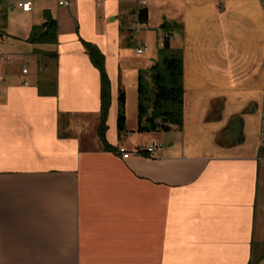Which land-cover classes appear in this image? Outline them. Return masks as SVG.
Returning a JSON list of instances; mask_svg holds the SVG:
<instances>
[{
    "label": "crops",
    "instance_id": "obj_1",
    "mask_svg": "<svg viewBox=\"0 0 264 264\" xmlns=\"http://www.w3.org/2000/svg\"><path fill=\"white\" fill-rule=\"evenodd\" d=\"M17 1L8 9L20 10L23 30L1 28L0 43L4 37L11 45L25 43L17 54L31 55L36 68L28 75L23 65V76L0 72V264L264 261L259 144L229 130L232 115L218 131L229 140L222 152L204 153L187 142L186 95L196 100L203 91L199 75L183 72L180 128L136 134L139 75L149 81L150 67L160 60L161 25L174 32L183 18L151 23L150 8L159 15L161 0H147L144 24L137 22L138 0H70L67 7L40 0L35 18L33 0L28 12ZM47 14L57 24L56 42H28ZM86 43L103 55L109 82L104 137L114 150H104L97 135L100 74ZM119 90L126 123L118 137ZM219 103L214 96L202 101L194 125L219 120ZM152 140L161 147L147 154ZM210 145L216 147L215 139ZM120 146L130 152L127 158L117 152Z\"/></svg>",
    "mask_w": 264,
    "mask_h": 264
},
{
    "label": "rangeland",
    "instance_id": "obj_2",
    "mask_svg": "<svg viewBox=\"0 0 264 264\" xmlns=\"http://www.w3.org/2000/svg\"><path fill=\"white\" fill-rule=\"evenodd\" d=\"M161 1L163 8L159 9V15L157 8H150V22L164 16L163 19L166 20L183 18L185 25L177 26L172 31L174 36L169 49L164 50L158 45V54L160 57L171 54L180 57L182 85L183 72L186 76L188 69H192L191 74L199 75V82L202 84L203 91L197 95L196 100L194 93L186 95L185 115L189 125L186 140L204 153L222 152L223 147L229 145V140L218 131L226 122H232L228 120L232 115L234 122L228 126L229 130L240 133L252 146L259 144L263 164L259 192L261 209L264 191V0ZM10 3L11 0H0V29L19 34L23 30L22 15L18 9L9 10ZM33 3L31 18H35L36 5L41 1L33 0ZM4 40L0 43V53L8 54L9 59L0 67V72L23 76L24 65L29 71L28 75L32 74L36 68L32 56L17 54L18 51H26L25 43L15 42L11 45L10 40L5 37ZM41 61L45 64L46 60L41 58ZM151 73L152 69L149 70V75ZM144 83L152 85L148 79H144ZM213 96L220 99L222 104L221 118L206 123L204 127L194 125V109ZM235 116L237 120L234 119ZM157 130L160 131L136 130V134L142 137ZM213 139L215 148L210 145Z\"/></svg>",
    "mask_w": 264,
    "mask_h": 264
},
{
    "label": "trees",
    "instance_id": "obj_3",
    "mask_svg": "<svg viewBox=\"0 0 264 264\" xmlns=\"http://www.w3.org/2000/svg\"><path fill=\"white\" fill-rule=\"evenodd\" d=\"M136 18L137 22L146 23L148 20L147 8L140 7L136 12ZM161 26L164 33L161 36L163 44L160 47L166 50L170 47L171 26L168 23H163ZM56 31V21L47 14L42 24L34 25L31 28L27 41L30 43H55ZM85 48L90 61L100 74V113L97 135L104 150H114L104 137L109 107V82L103 67V55L90 43H86ZM50 56L54 59L56 57L55 54ZM158 62L159 64L150 67L152 73L149 75V81L152 85H146L141 74L139 75L137 131L155 129L167 131L172 126L178 128L182 126L184 90L181 59L175 54L163 55ZM125 123L124 93L119 90L116 121L118 137L125 131ZM139 152H144V150H139ZM249 264H257V262L252 260Z\"/></svg>",
    "mask_w": 264,
    "mask_h": 264
},
{
    "label": "built area",
    "instance_id": "obj_4",
    "mask_svg": "<svg viewBox=\"0 0 264 264\" xmlns=\"http://www.w3.org/2000/svg\"><path fill=\"white\" fill-rule=\"evenodd\" d=\"M58 5L59 6H69L70 5V0H58ZM138 4L141 6H146L147 4V0H138ZM15 5L17 7H19L22 11L24 12H28L31 9V3L28 0H21V1H17L15 2ZM138 29V27H136V30ZM158 44L159 46H162L163 41H162V37L158 38ZM146 47L144 46L143 48H138L136 51L137 53H141L143 50H145ZM9 59V55L8 54H1L0 53V67ZM27 69L24 67L22 69L23 73H26ZM161 147V143L156 141V140H152L146 147V153L147 154H152L155 150H157L158 148ZM139 151V150H136ZM117 152L120 154V156L122 158H127L130 155V152L127 151L125 148L123 147H118L117 148ZM262 264H264V261L262 262Z\"/></svg>",
    "mask_w": 264,
    "mask_h": 264
},
{
    "label": "flooded vegetation",
    "instance_id": "obj_5",
    "mask_svg": "<svg viewBox=\"0 0 264 264\" xmlns=\"http://www.w3.org/2000/svg\"><path fill=\"white\" fill-rule=\"evenodd\" d=\"M224 137H225V136H224ZM225 138H227V137H225ZM225 138H224V139H225Z\"/></svg>",
    "mask_w": 264,
    "mask_h": 264
}]
</instances>
